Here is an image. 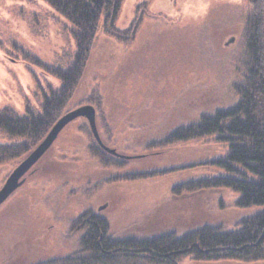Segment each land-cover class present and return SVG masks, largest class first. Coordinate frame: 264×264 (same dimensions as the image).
Instances as JSON below:
<instances>
[{"label":"rangeland","instance_id":"obj_1","mask_svg":"<svg viewBox=\"0 0 264 264\" xmlns=\"http://www.w3.org/2000/svg\"><path fill=\"white\" fill-rule=\"evenodd\" d=\"M252 4L122 0L114 26L120 31L135 27L133 34L119 40L113 30L99 28L65 112L88 103L96 89L102 107L96 111V123L104 144L132 157L122 158V167L101 164L87 149L94 138L82 129L86 119L67 124L25 174L22 185L0 204V264H29L73 252L81 232L71 224L86 213L106 218L113 237L149 238L168 231L182 235L204 224L232 230L264 210L236 207L238 193L225 187L172 192L183 182L223 174V169L208 165L227 153V143L216 136L151 146L176 127L199 121L201 114L237 102L247 17L251 7L259 8ZM72 30L45 0H0V109L8 107L21 115L26 107L40 110L42 93L58 88L60 81L24 61L22 51L64 68L75 52ZM230 37L233 41L228 42ZM100 114L107 119L109 133ZM11 142L0 130V144ZM20 161L0 163V188ZM152 170L167 171L134 180L112 179ZM183 262L264 264L188 258Z\"/></svg>","mask_w":264,"mask_h":264},{"label":"trees","instance_id":"obj_2","mask_svg":"<svg viewBox=\"0 0 264 264\" xmlns=\"http://www.w3.org/2000/svg\"><path fill=\"white\" fill-rule=\"evenodd\" d=\"M45 1L72 24L75 52L72 60L63 68L47 65L22 51L24 61L58 79L60 86L49 87L47 93H42L40 110L37 112L26 107L25 114L21 115L8 107L0 109V130L13 141L0 144V163L18 158L22 160L66 111L85 72L100 27L113 30V35L119 40L127 39L128 33L133 34L131 30H135V27L127 31L115 29L114 22L122 0ZM249 2L258 4L259 8L255 10L251 7L247 17L243 82L235 87L239 97L237 102L229 108L215 110L213 114H201L199 121L178 126L164 138L151 143V146L163 147L213 135L227 143L225 156L208 162V165L223 169V174L183 182L173 187L172 192L179 194L183 191L230 188L238 193L234 205L240 208L264 206V0ZM101 19L103 24L100 26ZM250 22L253 26H249ZM120 32L125 37L120 36ZM87 102L95 106L96 117V113L102 109L96 89H92ZM99 118L104 131L109 133L104 114H100ZM82 129L87 135H92L87 121ZM87 149L105 166L125 165L124 159L106 152L95 140ZM166 171H137L112 179L134 180ZM249 175L256 177V180L250 179ZM71 227L75 232H81L76 250L29 264H189L183 262L186 258L194 262L264 261V210L244 218L239 227L232 230L204 224L182 235L168 231L149 238L113 237L107 219L94 212L76 217Z\"/></svg>","mask_w":264,"mask_h":264},{"label":"water","instance_id":"obj_3","mask_svg":"<svg viewBox=\"0 0 264 264\" xmlns=\"http://www.w3.org/2000/svg\"><path fill=\"white\" fill-rule=\"evenodd\" d=\"M233 41V37L228 42ZM228 44V43H226ZM86 119L90 131L97 144L106 152L120 158H131L132 156L118 153L115 149L103 143L96 126L95 108L90 104L80 105L62 114L52 125L45 137L25 156L10 172L0 188V204L3 203L24 182L25 174L38 162L56 140L62 129L76 118Z\"/></svg>","mask_w":264,"mask_h":264}]
</instances>
